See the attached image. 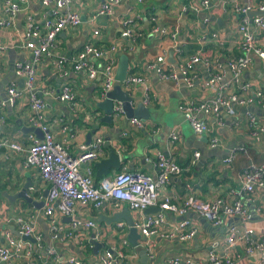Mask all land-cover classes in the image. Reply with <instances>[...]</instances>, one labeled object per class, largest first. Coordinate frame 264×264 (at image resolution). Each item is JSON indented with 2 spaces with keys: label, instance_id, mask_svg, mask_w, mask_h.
Wrapping results in <instances>:
<instances>
[{
  "label": "crops",
  "instance_id": "obj_1",
  "mask_svg": "<svg viewBox=\"0 0 264 264\" xmlns=\"http://www.w3.org/2000/svg\"><path fill=\"white\" fill-rule=\"evenodd\" d=\"M2 1L0 0V18L2 15ZM103 0H72V9L81 17V23L77 28L66 29L57 37V44L52 49V56L43 58L37 64V76L34 88L39 96L45 98L47 106L43 111L44 122L48 124L50 132L57 141H60L67 149L68 153L76 156L79 146L86 143V135L94 124H98L95 133L100 132L106 141V146L114 148L120 153L121 168L126 170H141L154 175L156 169L153 159L156 151H161L165 155H170L176 162L184 168V171L172 176L168 181L165 191L174 193L177 202L180 203L187 195L201 200H211L218 195H225L231 187H236L241 181V171L250 162L255 164L264 163V134L250 136L247 126L245 109L236 107V124L230 116L221 114L220 124L213 117L198 115L199 118L208 122L214 133L221 138L222 145L218 148H210L207 137L204 134H196L186 121L168 123L165 119L158 123L154 120H147L143 129H138L128 122L126 115L112 117L110 124L97 122L103 116V111L97 107L101 77L89 80L83 73H76L69 70L67 75L62 77L54 66V58L58 54H65L70 58L86 42H91L96 46L107 48L115 43L118 47V59L122 54L128 57V72L147 73L150 76V96L152 100L151 109L162 114H169L172 107L182 105L188 99L203 100L214 95V90L205 85L208 74L204 68L198 69L197 84L194 88L188 89L184 86H176L172 82H161L152 72H146L144 65L146 61L154 59L162 49L169 46V41L163 39L161 35L150 31L149 17L152 14L159 16L161 21L172 31L175 27L180 28L178 40L187 41V51L193 52L195 46L192 44L198 33L205 29L202 21H197L190 10L183 11V5H191L200 0H125L110 16L97 17L93 19L98 6ZM233 0H210L211 22L209 28L218 32L223 41L219 50L214 41L210 42L208 52L217 53L222 63L224 74L223 82L228 78L229 71L226 67L227 59L238 53V33L236 27L239 23V14L232 10ZM244 4L246 0H238ZM264 0L254 3V9ZM223 4L226 10L223 11ZM151 12H153L151 14ZM44 7L41 0H29L22 4L17 12L13 26L0 27V39L5 44V49L0 53V99L6 95L7 85L14 79L13 64L17 61H27L30 59L29 51L23 46L22 29L28 17L36 23H43ZM264 16V11H262ZM128 16L136 17V31L138 37L134 44H130L125 38L120 37L123 30L122 21ZM97 30L99 33L94 34ZM258 42L264 46V32L260 33ZM252 65L242 74V80H247L264 91V71L260 66L258 57L252 55ZM168 58V57H167ZM175 64L179 61L174 57ZM97 69H101L103 61L93 59ZM174 64V63H173ZM65 83H71L76 93L75 109L71 111L66 103L59 102L52 96L45 94L50 87H58ZM19 86L20 79L17 80ZM19 86V88H22ZM132 97V104L135 106L141 102L143 91L140 86L127 90ZM98 108V109H97ZM98 110V111H97ZM64 114L66 126L58 124L54 119L59 114ZM255 113L260 121H264V111L256 108ZM32 109L27 101V94L22 93L13 106H0V139L8 137L11 141L27 144L31 140V135L37 137L34 132L25 131L24 127H30L29 117ZM163 116V115H162ZM159 120V121H161ZM188 122V121H187ZM90 125V126H89ZM64 127V129H62ZM176 130L179 139L174 143H169V133ZM40 130V129H39ZM41 131V130H40ZM94 133V134H95ZM92 134V136L94 135ZM38 138V137H37ZM106 140V139H105ZM123 145V149H121ZM245 146L247 153H239L232 163L224 164L222 159L234 146ZM200 152L199 158L192 162L193 152ZM107 152L101 157H107ZM23 154L8 149L0 148V245L5 242L4 235L8 231L18 236L20 220L29 222L34 226L36 232L42 236V245L35 248L34 254L42 264H66V259L70 256H77L83 260V264H94L105 248L119 247L124 239H127L128 227L125 220L110 224L100 221L99 217L110 216L115 211H120L125 204L106 202L98 209L92 206H82L75 204L73 216L87 220L92 219L95 227L83 228L74 231V235L68 237L65 233L70 230V216L61 215L55 211L58 225L61 227L59 240L51 241L49 238V219L44 215L42 209H35L33 205L23 198H16L13 201L5 193L14 195L17 193L28 178L33 183V189L29 188L27 193L35 201L43 199L42 191L47 184L44 183L37 171L32 167L23 165ZM112 170V169H111ZM119 170H113L107 176H112ZM95 173V169H94ZM252 213L249 225L253 226L257 234H264V187L255 190L252 203L248 204ZM159 208V207H153ZM135 224L141 221L148 213L137 211L128 207ZM160 211V210H159ZM154 210L152 213H156ZM151 214V213H149ZM164 231L169 230L172 225L183 219H189L198 228L197 234L190 240L179 241L176 238L167 239L163 236L155 235L149 240L142 239L139 243L142 248L148 250V261H140L138 249L130 243L124 245L125 253L128 255L130 264H168L167 261L173 256H180L182 259H193L196 262L204 263L209 251V243L216 240L219 243V253H226V227H213L209 222L202 221L194 211H187L186 214L179 215L167 211ZM123 223L118 227V223ZM100 232L101 235L97 236ZM92 235L94 239L104 246L99 248L95 254L91 243ZM52 247L56 255L49 254L48 249ZM230 255L235 264H248L255 259L253 256L245 254L243 245L236 243L231 246ZM0 264H24L23 259L11 260L10 262H0Z\"/></svg>",
  "mask_w": 264,
  "mask_h": 264
},
{
  "label": "built area",
  "instance_id": "obj_2",
  "mask_svg": "<svg viewBox=\"0 0 264 264\" xmlns=\"http://www.w3.org/2000/svg\"><path fill=\"white\" fill-rule=\"evenodd\" d=\"M29 0H3L0 27L13 26L14 18L22 4ZM125 0H103L93 15L97 17L110 16ZM142 2L143 0H136ZM258 0H246L240 4L238 0L231 2L232 10L239 14V23L236 27L239 41L238 53L229 57L226 67L229 71L228 78L223 82V71L220 56L210 54L208 47L214 41L221 49L223 41L216 30L209 28L211 22L210 0H200L191 5H183L182 10H190L197 21H202L205 29L201 30L195 37V50L188 52L187 41L178 40L180 31L175 27L169 31L168 27L161 21L159 16L152 14L149 17L150 31L161 35L170 43L162 49L154 59L146 61L144 68L146 72H152L161 82H172L176 86H184L192 89L197 84L199 68H204L208 74L205 85L214 90V95L203 99H188L180 109L186 115V120L196 134H204L210 148L221 147V138L216 135L207 121L198 117L205 115L213 117L220 124L221 114L231 117L236 124L237 117L235 108L245 109L247 126L250 136L264 134V121H260L251 108L264 111V91L253 83L242 80V74L252 65V55L258 57L260 66L264 71V46L258 42L260 33L264 32V16L262 14L250 17L249 11L254 9L253 5ZM44 7L43 23H36L28 17L22 29L23 46L29 51L30 59L17 61L13 64L14 79L7 85L6 95L0 99V106H13L16 100L24 92L32 114L29 117L30 125L39 128L42 138L31 135L27 144L11 141L8 137L0 139V148L7 147L10 150L23 154V165L32 167L37 171L40 179L47 184V195L42 207L43 213L49 219V238L51 241L59 240L61 227L58 225L55 211L61 215L70 216V230L65 234L70 237L83 228L95 227L92 219H81L74 217L76 203L82 206H92L98 209L106 202L125 204L130 209L143 211L149 207H159L158 212L147 214L141 221L137 222L139 233L143 239L149 240L155 235L167 239L176 238L179 241L190 240L196 236L198 228L189 219H183L164 231L166 224L165 212L170 211L184 215L191 210L213 227L225 225L226 229V253H219V243L213 240L209 243V251L203 264H235L230 255L231 246L241 243L246 255L255 259L248 264H264V234H257L253 226L249 225L252 213L248 204L252 203L255 190L264 187V163L255 164L250 162L241 171V181L236 187H231L225 195H218L211 200H201L192 194L187 195L180 203L174 193L165 191V187L172 176H177L184 171L176 160L170 155L156 151L153 165L156 173L151 175L141 170H119L112 176L103 177L96 185L94 182V163L101 159L106 153V140L100 132L95 133L88 144L82 143L76 156L68 153L64 145L57 141L44 122L43 111L47 106L45 98L39 96L34 88L37 76V64L45 57L52 56V49L56 47L58 35L66 29L77 28L81 23V17L71 6L72 0H41ZM223 4V11L226 9ZM257 11H264V3L257 6ZM204 14L203 17H200ZM241 14V15H240ZM123 30L120 37L125 38L130 44H134L138 34L136 31V17L128 16L122 21ZM98 34L97 30L93 31ZM188 47V45H187ZM5 49V44L0 39V53ZM173 51L174 57H178L176 64L168 61L169 51ZM118 47L115 43L107 48L96 46L91 42L84 43L78 51L70 58L65 54H58L54 60L57 73L64 77L69 70L83 73L89 80L101 77L99 99L103 100L106 93L116 83L115 69L118 63ZM100 59L103 61L101 69H97L90 61ZM1 68V67H0ZM23 78V87L19 88L17 80ZM127 90L140 86L143 91L141 102L150 107L152 100L150 96V76L147 73L135 71L127 72L126 78L121 82V87ZM129 93V91H127ZM45 94L52 96L59 102L66 103L71 111L75 109L76 93L71 83H65L58 87H50ZM130 94V93H129ZM122 104L114 101L112 106V117L124 115ZM58 124L66 126L64 114H59L54 119ZM130 125L143 129L147 121L137 117L128 118ZM62 127V129H64ZM179 139L176 130L169 133V143ZM123 149V145L120 146ZM247 153L245 146H234L229 149L227 155L222 159L224 164L232 163L239 153ZM119 153V151H118ZM120 154V153H119ZM200 156V152H193L192 162ZM33 189V187H31ZM20 220L19 236L10 232L4 235L5 242L0 245V262L23 259L24 264H42L34 254L35 248L42 245V236L36 232L34 226L29 222ZM122 227L123 223H118ZM30 235L35 242L24 240L22 236ZM101 233L98 232L97 236ZM75 236V235H74ZM124 239L121 246L105 248L98 255L94 264H130L128 255L125 253L124 245H128ZM49 254L55 256L56 251L50 247ZM148 252V250H147ZM168 264H201L193 259H182L173 256L167 261ZM66 264H83V260L77 256H70Z\"/></svg>",
  "mask_w": 264,
  "mask_h": 264
},
{
  "label": "water",
  "instance_id": "obj_3",
  "mask_svg": "<svg viewBox=\"0 0 264 264\" xmlns=\"http://www.w3.org/2000/svg\"><path fill=\"white\" fill-rule=\"evenodd\" d=\"M262 14L261 11H249L248 15L250 17L254 15ZM241 15V14H240ZM204 14H201L200 17H203ZM168 61L175 64V59L173 58V51L170 50L168 53ZM128 72V57L126 54H122L119 56L118 63L115 69V79L116 83L113 86V88L106 93V97L97 102V107L103 111V116L100 118V122L110 124L112 122V106L114 101H119L122 104L123 111L127 118L131 117H137L142 120H157L159 115H163V119H165L168 123L172 122L170 119L169 114H162L160 112L153 111L148 106H145L142 102L137 103L135 106L132 104V97L131 95L122 89L121 82H123L126 78ZM23 78L20 79L19 86L23 85ZM252 111H255V108H251ZM263 111V110H261ZM97 124H94L91 130L86 135V144H88L91 140L92 134L95 133L97 129ZM25 131L28 132H34L38 138H42V132L39 130V128L30 126V127H24ZM106 141H109V138H105ZM120 154L117 150L114 148H109L107 157L101 158L98 161L94 163V169H95V176L100 177L107 175L111 169H119L121 166L120 163ZM33 186V183L28 178L26 183L23 185V187L14 195H9L5 193V195L10 198V200H14L16 198H23L28 203L33 205L35 209H42L44 205V199H41L39 201L33 200L31 196L27 193V190ZM48 192V188H45L42 191V197L45 198ZM154 210H158L159 208H153L149 207L146 208L144 211L145 213H152ZM68 219H71V217H68ZM125 220L127 227H128V233H127V240L128 242L135 248L138 249L139 259L140 261L146 263L148 261V254L147 250L145 248H142L140 245V241L143 239L141 234L139 233L137 227L135 226L134 219L132 218L130 211L128 207H124L120 211H115L110 216H101L99 217L100 221H104L107 224L113 223V222H119L121 220ZM202 221L209 224L205 219H202ZM19 236V234H18ZM24 240H29L31 242H35V240L30 236H22ZM91 243L93 246V251L96 254L98 249L103 247L104 245L100 242H98L96 239H94V235H92Z\"/></svg>",
  "mask_w": 264,
  "mask_h": 264
},
{
  "label": "rangeland",
  "instance_id": "obj_4",
  "mask_svg": "<svg viewBox=\"0 0 264 264\" xmlns=\"http://www.w3.org/2000/svg\"><path fill=\"white\" fill-rule=\"evenodd\" d=\"M153 111H155V110H153ZM161 119H163V116L159 115L157 120H155V121H157L158 123H161L162 122ZM170 119H171L172 122H175V123L185 119L184 121H186L187 125L190 126V124L186 120V115L184 113H182L178 109V107H172L171 108V110H170ZM159 120H161V121H159Z\"/></svg>",
  "mask_w": 264,
  "mask_h": 264
},
{
  "label": "trees",
  "instance_id": "obj_5",
  "mask_svg": "<svg viewBox=\"0 0 264 264\" xmlns=\"http://www.w3.org/2000/svg\"><path fill=\"white\" fill-rule=\"evenodd\" d=\"M153 12H151V14H152ZM98 109V108H97ZM98 110H100V109H98ZM97 110V111H98ZM97 122L99 123L100 122V118L97 120ZM102 123V122H101ZM97 124V123H96ZM98 125V124H97ZM90 126V125H89ZM107 150H109V147H108V145L106 146V152H107ZM122 166H120V168H121ZM119 168V169H120ZM119 169H112V170H110V172H112L113 170H119ZM109 172V173H110ZM94 175H95V173H94ZM104 176H100V177H96V176H94V182H95V184L97 185L98 184V182H99V180L101 179V178H103Z\"/></svg>",
  "mask_w": 264,
  "mask_h": 264
}]
</instances>
